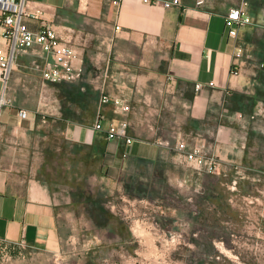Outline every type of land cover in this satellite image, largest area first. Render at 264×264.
<instances>
[{
	"label": "crops",
	"instance_id": "crops-1",
	"mask_svg": "<svg viewBox=\"0 0 264 264\" xmlns=\"http://www.w3.org/2000/svg\"><path fill=\"white\" fill-rule=\"evenodd\" d=\"M166 1L30 0L28 28L52 27L74 49L73 79L47 83L54 56L38 46L15 57L0 107L2 249L66 258L77 227L67 221L65 190H88L95 151L109 176L113 159L194 170L155 144L177 127L219 157L222 173L245 171L252 182L264 174V0ZM240 7L251 22L234 37L225 19ZM43 89L59 99L44 113ZM98 115L120 139L94 129ZM123 136L139 140L128 145ZM250 202L253 212L264 205Z\"/></svg>",
	"mask_w": 264,
	"mask_h": 264
},
{
	"label": "rangeland",
	"instance_id": "rangeland-1",
	"mask_svg": "<svg viewBox=\"0 0 264 264\" xmlns=\"http://www.w3.org/2000/svg\"><path fill=\"white\" fill-rule=\"evenodd\" d=\"M92 162L94 177L83 183L88 190H65L67 221L77 227L66 258L0 246V264H264V205L253 212L250 202L264 201V174L252 182L245 171L226 172L215 193L223 210L186 196V169L113 159L109 176L101 154L95 151ZM50 172L54 177L53 161Z\"/></svg>",
	"mask_w": 264,
	"mask_h": 264
},
{
	"label": "built area",
	"instance_id": "built-area-1",
	"mask_svg": "<svg viewBox=\"0 0 264 264\" xmlns=\"http://www.w3.org/2000/svg\"><path fill=\"white\" fill-rule=\"evenodd\" d=\"M29 2L30 0H0V79L3 82L0 107L7 103L5 94L14 69L16 55L34 46H38L54 56V65L47 69L44 74L47 83L56 84L73 79L72 60L75 55L74 49L69 43L64 42L52 27L43 25L38 32H33L28 28L26 20L29 18ZM180 5V0L164 3L165 8ZM243 5H246V3L243 2ZM249 22H251V19L244 15L241 7L232 9L225 19L229 33L234 37L237 36L239 28ZM209 85L213 86L214 84L210 83ZM195 88L199 92L203 89V85L197 84ZM52 100V96L48 94V91L43 89L41 93L42 113L50 111L49 105L53 103ZM108 101L109 98L104 96L102 102L106 103ZM115 103L119 104V101H115ZM18 115L21 119H27L29 113L20 110ZM94 129L103 131L109 141H117L122 136L115 125L105 126L101 115H98ZM123 138L128 145L139 140L135 137L123 136ZM155 144L174 150L181 156L179 161L181 164L196 170L199 174L218 175L222 173L219 157L206 149L204 145L198 142L193 143L180 127L172 130L169 140H159Z\"/></svg>",
	"mask_w": 264,
	"mask_h": 264
},
{
	"label": "trees",
	"instance_id": "trees-1",
	"mask_svg": "<svg viewBox=\"0 0 264 264\" xmlns=\"http://www.w3.org/2000/svg\"><path fill=\"white\" fill-rule=\"evenodd\" d=\"M186 170H188V177H186V185L189 188L186 196L192 197L194 200L198 197L203 201L212 200V202L216 203L221 209L224 210L225 206L223 204L222 198L215 195V193L218 191L220 184L224 183L225 174H199L198 172H194L191 169ZM198 185H200V187H198Z\"/></svg>",
	"mask_w": 264,
	"mask_h": 264
}]
</instances>
